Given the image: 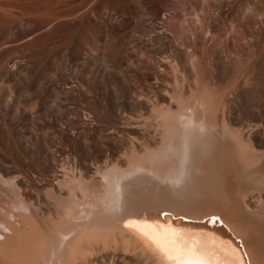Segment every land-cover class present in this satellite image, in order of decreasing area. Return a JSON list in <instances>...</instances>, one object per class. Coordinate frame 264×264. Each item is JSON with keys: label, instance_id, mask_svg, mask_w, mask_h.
Instances as JSON below:
<instances>
[{"label": "rangeland", "instance_id": "374dc122", "mask_svg": "<svg viewBox=\"0 0 264 264\" xmlns=\"http://www.w3.org/2000/svg\"><path fill=\"white\" fill-rule=\"evenodd\" d=\"M207 88L264 115V0H0V219L15 191L55 215L64 150L118 137L101 117Z\"/></svg>", "mask_w": 264, "mask_h": 264}, {"label": "bare ground", "instance_id": "6f19581e", "mask_svg": "<svg viewBox=\"0 0 264 264\" xmlns=\"http://www.w3.org/2000/svg\"><path fill=\"white\" fill-rule=\"evenodd\" d=\"M207 92L101 117L118 137L64 150L53 217L14 192L0 264H264V115Z\"/></svg>", "mask_w": 264, "mask_h": 264}, {"label": "snow or ice", "instance_id": "6c2138e0", "mask_svg": "<svg viewBox=\"0 0 264 264\" xmlns=\"http://www.w3.org/2000/svg\"><path fill=\"white\" fill-rule=\"evenodd\" d=\"M182 264H184V262H182Z\"/></svg>", "mask_w": 264, "mask_h": 264}]
</instances>
